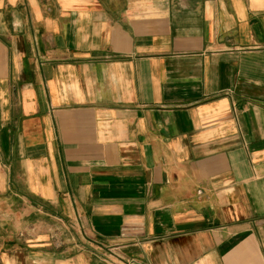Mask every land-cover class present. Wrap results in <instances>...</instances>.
Here are the masks:
<instances>
[{
  "label": "crops",
  "instance_id": "obj_1",
  "mask_svg": "<svg viewBox=\"0 0 264 264\" xmlns=\"http://www.w3.org/2000/svg\"><path fill=\"white\" fill-rule=\"evenodd\" d=\"M0 264H264V0H0Z\"/></svg>",
  "mask_w": 264,
  "mask_h": 264
}]
</instances>
